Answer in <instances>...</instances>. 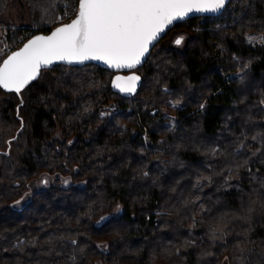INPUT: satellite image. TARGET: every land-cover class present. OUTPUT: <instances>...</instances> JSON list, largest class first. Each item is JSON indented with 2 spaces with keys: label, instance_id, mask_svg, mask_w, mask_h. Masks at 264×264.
I'll use <instances>...</instances> for the list:
<instances>
[{
  "label": "trees",
  "instance_id": "trees-1",
  "mask_svg": "<svg viewBox=\"0 0 264 264\" xmlns=\"http://www.w3.org/2000/svg\"><path fill=\"white\" fill-rule=\"evenodd\" d=\"M14 1L0 0L10 45L0 65L33 26L27 38L79 3L21 0L29 23L12 25ZM180 28L184 47L163 43ZM254 32L264 33V0H230L173 26L135 69L133 95L96 63L0 89V264H264V37L253 44ZM112 99L124 110L102 115ZM44 174L55 182L17 206Z\"/></svg>",
  "mask_w": 264,
  "mask_h": 264
},
{
  "label": "snow or ice",
  "instance_id": "snow-or-ice-1",
  "mask_svg": "<svg viewBox=\"0 0 264 264\" xmlns=\"http://www.w3.org/2000/svg\"><path fill=\"white\" fill-rule=\"evenodd\" d=\"M226 0H79L78 15L48 36H36L0 65V89L20 93L57 61H102L133 69L165 29L189 13L218 12ZM182 38L176 39L179 45ZM140 77L116 76L113 86L132 93Z\"/></svg>",
  "mask_w": 264,
  "mask_h": 264
},
{
  "label": "rangeland",
  "instance_id": "rangeland-1",
  "mask_svg": "<svg viewBox=\"0 0 264 264\" xmlns=\"http://www.w3.org/2000/svg\"><path fill=\"white\" fill-rule=\"evenodd\" d=\"M67 12L69 13L68 16L60 17V14H63V13L58 14V16L56 17V19L53 22V25L57 26V25H59L61 23L69 21L70 18L73 19L76 16V15L73 16V13H71L68 10H67ZM28 14H29L28 5L25 2H22L21 0H18V1L12 2L8 6L7 12L5 13V15L3 17H4L5 21L7 22V24L21 25L22 23H27V21H29L28 20ZM5 28L6 27L3 26V25L0 26V52H4L6 50V48L10 47V45L6 41V36L4 35V29ZM41 29H42V27L33 26L31 31H28L27 34L24 35L22 40H24V42H25L28 39L27 37L30 35V33L39 32V31H41ZM188 36H189V31L187 29H185V28L175 29L164 40L163 43L169 44V45H176V46H179V47H184ZM263 37H264V33L263 32H260V33L254 32V33L248 34V40L251 43H253V44L262 42ZM178 38H182V42L179 45H177L175 43L176 39H178ZM112 100H117V99H112ZM60 176L62 178V181L65 184H69L71 182V179L69 177H63V175H60ZM55 177H56V175H54V174H52V175L51 174H44V175L36 178L33 182L30 183L29 190L17 202L16 205L17 206L23 205L32 196L34 190L39 189V188H43L45 186H49V185L53 184L55 182V180H54ZM115 212H117V210ZM110 215L103 216L100 219V223L105 221L106 219H108Z\"/></svg>",
  "mask_w": 264,
  "mask_h": 264
},
{
  "label": "water",
  "instance_id": "water-1",
  "mask_svg": "<svg viewBox=\"0 0 264 264\" xmlns=\"http://www.w3.org/2000/svg\"><path fill=\"white\" fill-rule=\"evenodd\" d=\"M229 2H230V0H226V4H225L224 8H222V9L219 10L218 12H215V13H213V12H204V13L192 12V13H189V14H188L186 17H184L183 19H178V20L174 21L171 25H169V26L165 29V31H164L163 33L160 34V36L157 38V40L154 41L153 44L149 46V51H148V53L146 54V56H145L144 58H142L141 64L137 65V66H136L135 68H133V69H127V68H124V69L110 68V67H108L105 63H103L102 61H96V60L85 61L83 64H79V63H72V64H69V63H66V62H63V61H57V62H55L53 65H51L49 68L53 67V66L56 65V64L85 65V64H88V63H96V64H98V65H100V66L105 67V68H108V69H111V70L118 71V73H117L116 75H114V77H113V79H112V86H113V81L115 80V77H116V76H124V77H127V76H131V75H136V76H139L140 79H139V81L136 82V89H135V91L132 92V93H124V92H120L119 89H117V88H115V87L113 86V88H114L115 90L119 91L120 93H122V94H124V95H133V94H135V93L138 91V89L140 88L141 83H142L141 76H140V74H139L135 69H136L137 67L143 65V64L146 62V60H147L149 54L151 53V51H152L154 45H155L156 43H158V42H159V41H160V40H161V39H162V38H163V37L169 32V30H170L173 26H175L177 23H179V22H181V21H185V20H187V19H189V18H191V17H194V16H200V15L216 16V15H220L221 13H223V11L225 10V8H226L227 5L229 4ZM77 15H78V12H77L76 16H77ZM76 16H75L72 20H74V19L76 18ZM72 20L69 21V22L62 23V24L56 26V27H55L52 31H50V32H40V33H37V34L33 35L32 37H30L29 39H27V40L23 43V45H22L20 48L14 50L12 53L17 52V51H20V50L24 47V45H25L29 40L33 39L34 37H36V36H48V35H50V34H51L56 28L61 27V26L65 25V24L71 23ZM12 53H11L10 55H12ZM10 55H8L5 59H7ZM5 59H4V60H5ZM2 64H3V63H2ZM2 64H1V65H2ZM41 72H42V71H41ZM40 74H41V73H40ZM39 76H40V75H39Z\"/></svg>",
  "mask_w": 264,
  "mask_h": 264
},
{
  "label": "built area",
  "instance_id": "built-area-1",
  "mask_svg": "<svg viewBox=\"0 0 264 264\" xmlns=\"http://www.w3.org/2000/svg\"><path fill=\"white\" fill-rule=\"evenodd\" d=\"M68 15H69V13L66 11L63 14H60V17H62V16H68ZM71 19L72 18H70V20ZM123 110H124V106H123V104H122L121 101H119V100H110V101L106 102L101 107L100 112H101L102 115L107 116V115H111L113 113H116L118 111H123Z\"/></svg>",
  "mask_w": 264,
  "mask_h": 264
}]
</instances>
